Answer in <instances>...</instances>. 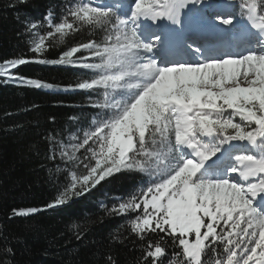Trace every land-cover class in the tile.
I'll list each match as a JSON object with an SVG mask.
<instances>
[{
    "label": "snow or ice",
    "instance_id": "1",
    "mask_svg": "<svg viewBox=\"0 0 264 264\" xmlns=\"http://www.w3.org/2000/svg\"><path fill=\"white\" fill-rule=\"evenodd\" d=\"M238 7L237 15L234 5L207 0H68L59 13L49 8L23 21L36 55L0 62V78L43 88L52 85L16 70L29 63L85 69L73 88L89 94L95 111L84 121L69 117L74 127L47 138L49 159L68 179L63 190L44 209L12 215L63 206L136 172L145 178L139 195L105 212L136 213L128 224L143 242L141 264H264V0ZM85 29L99 38L43 58ZM74 228L83 239L85 230ZM104 264L117 262L107 255Z\"/></svg>",
    "mask_w": 264,
    "mask_h": 264
},
{
    "label": "trees",
    "instance_id": "2",
    "mask_svg": "<svg viewBox=\"0 0 264 264\" xmlns=\"http://www.w3.org/2000/svg\"><path fill=\"white\" fill-rule=\"evenodd\" d=\"M228 1L240 11L239 0ZM67 2L28 0L27 4H18L17 0H0V62L34 58L36 54L29 50V40L23 34V21L40 20L49 8L59 13ZM14 3L16 8L9 6ZM98 38L86 29L75 32L49 48L43 58L57 60L70 47ZM16 71L52 85V90L0 78V264H104L107 255L117 264H141L143 242L131 235L128 224L136 213L115 216L105 212L122 199L139 195L145 179L139 173L121 172L86 196L54 209L26 217L12 215L13 209H44L63 190L68 179L63 165L56 171L59 161L49 159L47 138L50 133L74 127L76 122L69 117L84 121L95 111L89 107V94L73 88L85 79L87 70L29 63ZM74 225L85 230L83 239L75 238ZM4 237L8 238L6 244ZM5 247L12 252L5 253ZM172 251L169 247V254Z\"/></svg>",
    "mask_w": 264,
    "mask_h": 264
},
{
    "label": "rangeland",
    "instance_id": "3",
    "mask_svg": "<svg viewBox=\"0 0 264 264\" xmlns=\"http://www.w3.org/2000/svg\"><path fill=\"white\" fill-rule=\"evenodd\" d=\"M207 2L210 3L209 0H207ZM230 4L234 5V3H229L228 6H226V7L228 8ZM219 6H221V5H215V7H219ZM42 31L46 32V31H48V29H47V28H44ZM234 43H235V41H234ZM43 88H44L45 90H52L51 87H43Z\"/></svg>",
    "mask_w": 264,
    "mask_h": 264
},
{
    "label": "bare ground",
    "instance_id": "4",
    "mask_svg": "<svg viewBox=\"0 0 264 264\" xmlns=\"http://www.w3.org/2000/svg\"><path fill=\"white\" fill-rule=\"evenodd\" d=\"M220 7H223V6H220ZM199 22V20H196V22ZM195 27H196V25H195ZM198 30H200V28H198ZM177 59H179V57H176Z\"/></svg>",
    "mask_w": 264,
    "mask_h": 264
}]
</instances>
